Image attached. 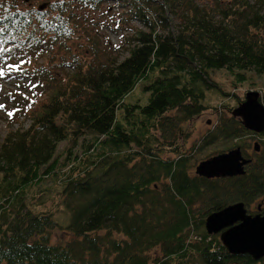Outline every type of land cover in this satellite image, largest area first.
I'll use <instances>...</instances> for the list:
<instances>
[{"label": "trees", "instance_id": "trees-1", "mask_svg": "<svg viewBox=\"0 0 264 264\" xmlns=\"http://www.w3.org/2000/svg\"><path fill=\"white\" fill-rule=\"evenodd\" d=\"M109 2L126 7L110 22ZM26 60L14 73L45 97L0 148V264H264L207 228L213 211L264 199V148L245 173L207 177L178 142L212 104L215 69L264 71V0H0V61ZM249 132L232 114L213 139ZM72 140L83 153L68 156L60 199L39 208L29 189L60 173Z\"/></svg>", "mask_w": 264, "mask_h": 264}, {"label": "rangeland", "instance_id": "rangeland-1", "mask_svg": "<svg viewBox=\"0 0 264 264\" xmlns=\"http://www.w3.org/2000/svg\"><path fill=\"white\" fill-rule=\"evenodd\" d=\"M105 8H109L108 14L104 17L109 22L121 18V12L126 10V7H121L115 2L106 3ZM99 13H101V11H99ZM114 15H116V17ZM124 24L127 28H130L134 24L141 23L133 21L132 23ZM105 31L109 33L113 43L118 44L123 42V34L121 31H115L109 27ZM0 69H3L5 73L4 76H0V106H2L0 107L1 148L4 140L9 134L16 132L18 129L24 130L32 124V113L45 96L35 94L33 90L27 86L29 85L28 80L14 73V70H16L15 68H9L8 65L0 61ZM244 73L245 78L243 80H237L236 73H230L229 69H215L212 72L211 80L217 85L207 90V101L212 104L200 115L193 117L185 123V127L178 142L180 144L182 143L183 149L193 156V161L196 162V165L193 167L195 173L197 172L198 164L202 160L222 151H227L237 145L242 147L245 155L252 156L254 159L257 155L254 149V143L260 141L262 149L264 148V134L260 132L253 131L244 133L236 138L215 137L213 139L214 133L221 120L232 116V109L245 97L247 91L259 90L261 92L262 101L264 102V71L257 72L255 70H246ZM146 94L147 92L145 93L139 86L134 91V99H142L146 97ZM171 112L178 113L177 110H172ZM9 113H13V115L10 116ZM156 133L160 136L163 135V132L160 130H156ZM187 133L188 135L185 136ZM93 137V135L89 134L87 136H82V140L88 138L86 142L89 144V140ZM162 138L165 141L167 140V138L163 136ZM206 138H208L209 141H207ZM82 140L63 141L60 143L57 152V156L60 159V173L57 172L52 177L46 176L40 183L32 186L29 189V201H34L39 208H42L60 199L62 185L59 179L64 173L62 170L66 168L65 163L68 156H75L78 153H83ZM166 142L169 141L167 140ZM172 147V144L161 146L163 156L175 157L177 154L173 151ZM262 200L264 201V199ZM262 200L257 199L252 203H245L248 212H261L262 210L258 202L260 201L262 204ZM61 233V229L55 231V241L59 240L58 236H62ZM219 233L221 234V232Z\"/></svg>", "mask_w": 264, "mask_h": 264}, {"label": "water", "instance_id": "water-1", "mask_svg": "<svg viewBox=\"0 0 264 264\" xmlns=\"http://www.w3.org/2000/svg\"><path fill=\"white\" fill-rule=\"evenodd\" d=\"M248 129L264 131V102L259 90H249L245 98L232 110ZM256 150L260 143H255ZM251 158L243 154L241 146L220 152L204 159L197 167L199 174L207 177L233 176L246 172ZM210 233L221 232L224 243L232 253H250L255 258L264 255V214L251 213L244 201L231 203L213 211L207 218Z\"/></svg>", "mask_w": 264, "mask_h": 264}, {"label": "snow or ice", "instance_id": "snow-or-ice-1", "mask_svg": "<svg viewBox=\"0 0 264 264\" xmlns=\"http://www.w3.org/2000/svg\"><path fill=\"white\" fill-rule=\"evenodd\" d=\"M30 62H31L30 60L21 61L20 64H10V65H8V67L9 68H16L17 71H19L21 68V65H23L25 63H30ZM4 75H5V73H4L3 69H0V76H4ZM0 107H2V106H0ZM9 115L11 116V115H13V113H9Z\"/></svg>", "mask_w": 264, "mask_h": 264}]
</instances>
